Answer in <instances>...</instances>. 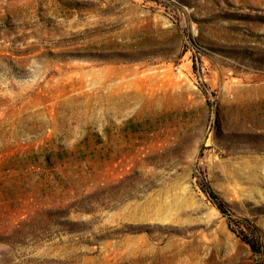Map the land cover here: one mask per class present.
<instances>
[{"label":"rangeland","instance_id":"1","mask_svg":"<svg viewBox=\"0 0 264 264\" xmlns=\"http://www.w3.org/2000/svg\"><path fill=\"white\" fill-rule=\"evenodd\" d=\"M0 264H264V0H0Z\"/></svg>","mask_w":264,"mask_h":264}]
</instances>
